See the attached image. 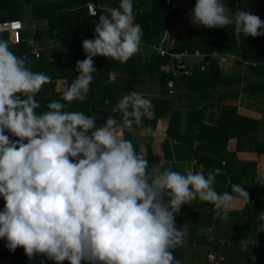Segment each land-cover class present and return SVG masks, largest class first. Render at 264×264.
<instances>
[{"label":"clouds","instance_id":"9594fccd","mask_svg":"<svg viewBox=\"0 0 264 264\" xmlns=\"http://www.w3.org/2000/svg\"><path fill=\"white\" fill-rule=\"evenodd\" d=\"M99 11L94 38L82 41L86 58L76 62L78 76L44 111L38 112L36 96L51 78L32 71L27 55L0 39V239L10 251L22 247L29 259L40 254L55 264H181L173 250L184 243L175 220L182 206L198 199L227 219L239 198L250 203L249 193L240 184L218 192L219 168L207 175L149 171V161L124 137L136 127L152 132L144 119L155 117L154 105L144 93L120 98L111 108L120 119L108 115L99 127L97 116L66 110L87 98L94 57L126 62L140 49L143 29L133 0L104 3ZM191 19L207 28L232 25L237 40L264 35L259 16L242 9L233 14L222 0H196ZM258 219L264 222V212Z\"/></svg>","mask_w":264,"mask_h":264},{"label":"trees","instance_id":"16d2710c","mask_svg":"<svg viewBox=\"0 0 264 264\" xmlns=\"http://www.w3.org/2000/svg\"><path fill=\"white\" fill-rule=\"evenodd\" d=\"M87 2L100 6L109 3L112 7L119 6V0H52L33 2L32 15L27 20L28 27L32 20H44L45 24L33 34L32 41L36 48L41 49L38 59L30 54L31 46L26 39L28 34H21L20 42L10 44L11 50L19 56L27 55L30 67L34 72H43L51 78V82L43 86L36 99L40 102L38 112L47 109V104L53 100H61L62 94L78 76L69 65H61L62 49L70 53V59L82 61L86 54L82 47L84 39L94 38L93 23L99 21L102 14L98 11L97 16L90 17L87 14ZM171 0H133L135 22L143 29V37L140 46L159 44L167 27L174 17L180 13L191 12L195 7L196 0H182L175 6H170ZM225 6L232 10L235 5H240L242 0H222ZM264 13V0H260ZM20 0H1V21H20L22 29L25 28L21 17ZM28 28H25V31ZM264 31V29L258 30ZM3 40H7L6 37ZM8 41V40H7ZM142 48V47H140ZM140 50V49H139ZM170 51L180 52L186 50L209 54H234L241 58L238 62L240 71L225 72L219 68L218 59L206 57L202 62L187 65V73L174 76L173 64L165 56H159L153 50L152 53L134 64L129 59L126 62L105 58L94 57L96 73L90 86V92L85 101L72 102L67 111H82L86 116L98 117L97 127L104 124L108 115L113 114L111 108L120 98L132 92L134 85L144 84L145 78L157 80L160 91L168 97L155 100L146 97L154 105L155 117L144 119L145 125L154 127L156 120L169 111L166 134L170 137V149L172 153L164 154L167 159L174 157L176 161L195 160L192 171H203L207 175L212 168H222L216 184L218 192L230 191L232 184H240L249 193L250 203L243 198V206L232 209L228 218L223 219L216 215V209L210 203L201 202L198 199L188 203L191 208L182 213L188 205L182 206L180 213L175 218L178 228L184 232V243L181 247L173 250L176 259L181 264H186L185 255L191 256L192 250L200 246H206V250L216 248L215 240H210L205 234L207 228H212L211 236L232 237L236 240L252 238L264 240V232H261V224L258 219L260 212H264V184L261 177L256 174L255 163L243 161L237 157L241 151L264 153V121L252 117L240 115L235 105L226 104L229 96L219 91L223 86L243 84L248 93L258 92L264 95V35L257 37H243L237 40L234 36V26L225 28H207L202 25L189 24L181 35H177L174 44L168 48ZM134 59V58H133ZM243 62H246L244 65ZM113 75V77H111ZM65 80L66 88L63 91H55V80ZM173 82L172 92H169L167 83ZM183 89V93L178 92ZM105 100L111 103L106 104ZM175 100L184 101L185 130L181 132V109H172ZM63 102V101H62ZM67 103V102H65ZM124 137L128 139L129 132L124 130ZM18 139L12 136V140ZM230 140L236 141L234 151L227 148ZM198 142V143H197ZM134 148L138 152L135 144ZM140 153V152H138ZM145 158L149 161V167L157 162L155 155L148 153ZM222 162L224 164H222ZM174 170L173 165H169ZM189 208V207H188ZM7 241L3 239L0 250V258H7ZM255 252V251H253ZM252 251H241L238 247H230L226 250V261H231L233 256L237 259L235 264H240L244 256ZM255 264L264 263V249L256 251ZM25 257V256H24ZM31 260L18 259L14 255L13 264H32ZM63 264H69L64 261ZM191 264V263H187ZM232 264V262H231Z\"/></svg>","mask_w":264,"mask_h":264},{"label":"crops","instance_id":"0c3cea01","mask_svg":"<svg viewBox=\"0 0 264 264\" xmlns=\"http://www.w3.org/2000/svg\"><path fill=\"white\" fill-rule=\"evenodd\" d=\"M37 1H52V0H20L21 4V10L22 14L21 17H23L25 28H28V22L26 19L29 18V16L32 15L33 11L31 9V5L33 2ZM182 2V0H171L170 6L175 7L179 5ZM89 3V2H87ZM236 9L232 10L230 7L226 6L232 13L234 14L236 10L242 9L245 11L250 10L254 15L259 16V18L264 21V13L262 9V3L260 0H242L240 5H235ZM32 23L34 24V28L31 32H27L24 29H21V34H28L27 42L32 40L33 34L36 32V30L41 29V27L45 24L44 20H32ZM189 24H196L193 23L191 19V12L186 13H180L176 15L171 22V24L167 27L164 36L161 40H163V45L167 48H170L177 37V35H181L184 31L187 25ZM4 37L7 38L8 42L9 37L6 33H3L1 36V39ZM12 44V43H10ZM143 45V44H140ZM152 45H144L140 46V50L133 55L130 59L133 60L134 64H137V59L144 58L149 56L152 53L151 49ZM40 51L41 55V49L37 48ZM66 51V49H62L61 54ZM31 54V52H30ZM32 55V54H31ZM33 58H35L33 56ZM134 58V59H133ZM38 59V58H36ZM60 59V58H59ZM136 60V61H135ZM142 59L138 60V62H141ZM189 65V64H188ZM193 65V64H191ZM219 68L225 72H234V71H240L242 69V66L238 63H232V65H225L222 62L218 64ZM113 77V75H111ZM146 82L141 85H134L132 88V91H137L144 93L146 97L153 98V99H164L165 97H168V95H165L160 91L159 82L157 80H152L149 78H145ZM55 91L60 92L65 90L66 88V81L65 80H55ZM219 91L227 93L229 96L226 99V104L228 105H235L237 107V112L240 115H245L248 117H252L254 119H257L259 121H264V95L258 92L248 93L246 90H244L243 84L238 85H228L223 86L219 89ZM178 92L183 93V89H179ZM173 108L172 109H181L182 112V119H181V132L185 130V114L186 110L184 109V101L182 100H175L173 102ZM169 111H167L163 116H161L158 120H156V124L152 128V132L150 134L144 133L142 128L136 127L135 130L131 133H129L128 139H131L133 144L137 146L138 152L146 156L148 153L151 155H155L157 158V162L149 167V171H152V167L156 166L157 172L155 174L159 173V170H163L166 168H169V165L174 166V170L181 171L183 173H186L188 171H192L195 166V160H180L176 161L174 157H170V159H167L164 154L165 146L168 148L166 150L167 154H171L172 150L170 149L171 143L174 144V141L171 142L170 137L166 134V127H167V121L169 117ZM7 134V133H6ZM27 142V141H25ZM236 147V141L230 140L228 142L227 148L229 151H234ZM237 157L240 160L243 161H252L255 163L256 167V174L261 177L262 181H264V153H254L249 151H241L237 153ZM221 170H223L221 168ZM200 171V168L197 170ZM188 207L182 211V213L186 212L187 209L189 210L191 206L187 204ZM243 206V200L238 199L235 204V208L240 209ZM232 210V209H231ZM222 237V236H221ZM219 237V238H221ZM227 238V237H222ZM235 239V238H232ZM7 258H3L1 260V264H13L14 255H17L18 259L24 258L26 261V258H29L22 247L17 248L14 252L7 250ZM255 253V254H254ZM253 254H247L244 256V260L241 262L244 264H255L257 259V254L254 252ZM251 255V256H249ZM25 256V257H24ZM32 264H55L54 261L46 259L43 255L36 254L34 258L30 259ZM229 261H226V264ZM81 264H87V262L82 261ZM223 264V263H222ZM264 264V263H263Z\"/></svg>","mask_w":264,"mask_h":264},{"label":"built area","instance_id":"2783aa9c","mask_svg":"<svg viewBox=\"0 0 264 264\" xmlns=\"http://www.w3.org/2000/svg\"><path fill=\"white\" fill-rule=\"evenodd\" d=\"M93 3H87L86 4V10L87 14L90 17V13L92 12ZM97 7V14L99 11V7ZM264 8V4H263ZM0 12H1V0H0ZM97 16V15H96ZM22 29V25L20 21L14 20V21H1L0 20V39L3 33H6L9 37V41L12 44H17L20 42V32ZM28 44L31 46V54L38 58L40 55V51L34 46V43L32 40L28 42ZM151 49L158 54L159 56H165L169 59V61L173 64L174 68L172 71V74L174 76H178L180 74H186L187 73V65L196 64L199 62H202L206 57H210L212 59H218L219 63H223L227 65V63L223 61H231L232 63L235 62H241V58L234 54H220L218 52H212L209 54L201 53L198 50H195L194 52H188L186 50L180 51V52H174L168 50L167 47L163 45V40L160 41L159 44H154L151 46ZM244 65L246 62H243ZM60 64L61 65H69L74 71H76V61L70 59V53L69 51H64L61 58H60ZM77 72V71H76ZM167 87L169 89V92H172L173 82L169 81L167 83ZM12 139V135L10 133H7ZM222 164H224L222 162ZM220 169V168H219ZM221 170V169H220ZM224 171L221 170L220 174H222ZM5 202L3 200V197H0V211L4 209ZM206 232L209 236L210 240H215L216 248L214 250H209L207 252L206 257V264H222L226 259V250L230 247H233L232 244H236L239 246L241 251H259L264 249V240H256L252 238H246L243 240H230L228 238H213L211 236L212 228L206 229ZM3 239H0V250L2 247ZM0 264H1V258H0Z\"/></svg>","mask_w":264,"mask_h":264},{"label":"rangeland","instance_id":"374dc122","mask_svg":"<svg viewBox=\"0 0 264 264\" xmlns=\"http://www.w3.org/2000/svg\"><path fill=\"white\" fill-rule=\"evenodd\" d=\"M34 27H35L34 24L32 23V21H30V24H29V27H28L27 32L28 31L31 32ZM223 62L227 63L229 66L232 65V62L231 61H223ZM205 234L208 236L206 230H205ZM227 238L230 239V240H233L232 237H227ZM232 246L239 248V246L236 245V244H232ZM207 252L208 251L206 250V246H204V245L198 247L195 250H192V255L191 256L185 255V258L184 259H185L186 264L187 263H191V264H206ZM253 253L254 252L252 251V253H250V254H253ZM249 256H251V255H249ZM236 260L237 259L233 256V258L231 259V261H229L227 264H231V262H232V264H235L236 263ZM242 264H244V263H242Z\"/></svg>","mask_w":264,"mask_h":264}]
</instances>
